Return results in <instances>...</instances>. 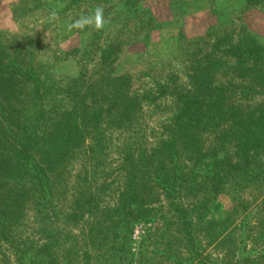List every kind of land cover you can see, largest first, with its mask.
<instances>
[{
	"label": "trees",
	"instance_id": "trees-1",
	"mask_svg": "<svg viewBox=\"0 0 264 264\" xmlns=\"http://www.w3.org/2000/svg\"><path fill=\"white\" fill-rule=\"evenodd\" d=\"M142 1L118 0L116 15L104 14L137 20L149 41L156 19ZM20 6L17 16L34 12ZM234 12L197 37L182 31L175 56L124 76H106L111 42L86 46L87 61L67 78L35 67L25 37L7 43L13 35L0 33V264H98V253L109 261L131 221L151 216L155 195L175 199L181 233L195 244L197 228L178 202L205 152H228L205 180L238 186L257 170L264 176V43ZM91 61L101 70L89 71ZM157 110L167 116L149 129L145 115Z\"/></svg>",
	"mask_w": 264,
	"mask_h": 264
},
{
	"label": "rangeland",
	"instance_id": "rangeland-1",
	"mask_svg": "<svg viewBox=\"0 0 264 264\" xmlns=\"http://www.w3.org/2000/svg\"><path fill=\"white\" fill-rule=\"evenodd\" d=\"M22 1L27 5L24 8L34 7V12L17 16ZM73 1L0 0V33L13 35L6 38L7 43L25 37L24 41L32 45V51L35 50L39 62L35 67H45L67 78L78 75L80 64L87 61L86 49L95 48L93 43L98 48L110 42L114 45L104 57L107 77L153 70L159 62L175 56L182 31L187 38L197 37L210 26L223 22L229 17L226 13L233 11H238L232 16L234 23L237 25L241 21L247 31L264 43V9H261L264 7L246 0H217L214 6L210 0H144L141 2L143 7L149 8L156 19L149 41L145 31L134 28V25L139 27L137 20H125L126 14L109 19L104 14L116 15L118 0H78L71 5ZM221 4L225 7H220ZM222 12L226 13L221 15ZM240 34L236 31L237 37ZM127 36L132 39L125 41ZM20 45L26 48L25 44ZM93 64L96 63L89 62V71L101 70L100 61L97 67ZM42 72L43 77L48 75ZM96 80L95 77L90 84H96L99 81ZM235 103L243 108L250 102L237 99ZM145 116L147 127L155 130L157 118L167 116V113L157 110ZM215 152H205L207 157L193 166L197 175L186 177V188L181 191L182 200L178 202L180 207L188 210L189 218L197 228V243L185 241L175 199L164 200L155 195L151 216L143 215L138 221H131L123 249L109 261L98 253V264H264V176L257 170L255 179L240 182L238 186L205 180L202 176L208 175L216 162L228 155L227 151ZM257 164L262 170L263 163ZM201 181L205 182L200 188L205 193L195 196L199 190L197 183ZM18 262L14 260L7 264ZM46 262L47 259L41 257L24 264Z\"/></svg>",
	"mask_w": 264,
	"mask_h": 264
}]
</instances>
